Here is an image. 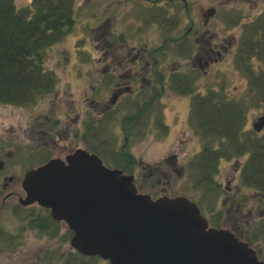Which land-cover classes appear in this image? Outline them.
I'll return each mask as SVG.
<instances>
[{"label":"rangeland","instance_id":"obj_1","mask_svg":"<svg viewBox=\"0 0 264 264\" xmlns=\"http://www.w3.org/2000/svg\"><path fill=\"white\" fill-rule=\"evenodd\" d=\"M14 1L18 7L31 4V0ZM114 1L121 2L120 0ZM223 1L224 3L229 2V0ZM74 2L77 7L76 26L72 25L64 37L43 52L44 68L52 72L57 80L54 89L42 93L29 104L0 103V144L8 145L11 150L13 147L15 149L16 160L6 158L5 165L9 167V173L16 176L17 181H21L25 170L37 162L36 160L42 154L41 151L45 148L50 150L51 147H56L58 149L65 144L68 145L67 150H73L75 147L86 149L97 146L99 155L108 165L113 164L115 155L123 148L136 158L132 173L141 179L136 182V186L138 184L140 189H138L139 192L148 193L154 198L162 193L168 196L186 194L198 202L210 220L220 228L236 231L237 225H234L233 220L235 215L229 218L224 213H220L226 206L225 203L223 204L225 197L222 196L228 197L230 207L232 203L230 198L238 191L240 174L237 172L236 159L223 160L219 164L220 172L217 180H223L225 185L223 188L220 186L221 195L215 201L214 211H210L209 204L215 200V190L209 188L204 192L201 187L195 185L196 171L193 168H185V162L192 158L203 144V139L197 136L195 130L188 124L190 94L170 91L169 83L164 84L162 101L166 110L163 116L168 133L163 137L159 136L161 131L152 132L153 130L147 129L152 126L149 125V121L144 127L141 125L144 129L142 132L140 130L131 136L126 135L122 118L127 114L131 115V111L123 105H117L114 112L110 116L107 115L106 119L95 120L98 122L92 123L91 119L95 117L92 97L109 96L105 78H101L100 70L104 66V54L108 56L110 54V47L106 42L111 31L114 34L117 33L115 31L117 22L111 18L104 24L100 22L102 19L98 22L94 18L95 15L97 17L105 15V8L111 0H74ZM201 3L214 4L198 0L195 6L199 8ZM117 7L119 5L112 2L107 15L116 17ZM134 13L133 9L127 10L124 19L130 18ZM112 50L120 53V46ZM178 61L182 64L179 72L185 71V64L191 65L188 61L184 62L181 57H178ZM95 66L98 68L96 72H94ZM240 77V73L226 67L224 74L212 73L208 77L203 76V72L198 70L191 76L194 78L191 82L192 93L205 95L209 90L215 91L219 88L218 81L220 84L226 81V92L228 91L234 99L246 101L247 124L245 128L247 129L250 120L257 114L254 107L250 106L247 101L248 87ZM106 91L107 94H105ZM46 119H48V127L45 125ZM189 120L191 121V118ZM86 123H92L93 126L86 130L84 127ZM39 125L43 127L40 130H46L52 136L48 146L42 145L46 142V138L42 135L46 136V134L41 135L38 131ZM31 135L35 140H31ZM31 152L36 160L31 157ZM173 154L177 158V168H185L178 173L173 170L171 162L167 161ZM2 158L5 161V157ZM157 167L160 168L158 170L160 172L156 171L158 174L151 178L153 177L152 171ZM229 188H232V191H227ZM245 189L243 192H246V198L252 197L254 191L249 187ZM17 193L22 194L20 187L19 189L17 187ZM256 197L261 206L263 197L260 194ZM33 208L38 209L36 206ZM255 213L253 212L250 216L256 217L257 223L261 225L260 223L264 222V205L257 208ZM16 214L12 212V209L11 211L8 209L0 216L2 228L15 235L10 242L0 241V264H66L67 260H73L74 251L69 245L71 235L65 224L60 223L59 228L52 227L51 230L55 236L51 237L30 227L23 213L17 210ZM253 228H255L254 223L245 231H252ZM255 240L251 242L258 250L263 242ZM86 264L109 263L92 259L86 261Z\"/></svg>","mask_w":264,"mask_h":264},{"label":"flooded vegetation","instance_id":"obj_2","mask_svg":"<svg viewBox=\"0 0 264 264\" xmlns=\"http://www.w3.org/2000/svg\"><path fill=\"white\" fill-rule=\"evenodd\" d=\"M120 1L111 0L105 8V15L103 17L94 16L96 21L99 22L102 19L100 22L104 24L110 21L111 18L117 22L115 26L117 33L114 34L111 31L109 33L110 37L106 42L107 46L110 47V54L109 56L106 53L104 54V66L100 70L102 73L101 78H105L106 90L109 96L92 97L95 109L93 111V115H95L94 120L100 121L106 119L107 115L110 116L114 112V108L117 105H123L131 111V115H125L122 118V122L127 117H134L138 114L139 118L135 119L134 122L138 121L144 126L149 121V125L152 126H147V129L153 130L152 132L160 131L161 126L158 125L160 124V115L162 114L163 116L166 110L162 101L165 88L164 84L166 82L169 83L168 87L170 91H177L176 82L180 78L179 73L187 74L186 77L183 76L187 81L186 83L194 80L191 76L198 70L202 71L205 77H208L212 73L224 74L225 67L240 73V79L248 87L247 91L249 96L247 97V101L250 106L254 107L257 115L250 120V125L247 129L245 128L247 124L245 121L242 131L244 137L246 135L249 137L247 140L249 150L243 152L242 155L238 154L233 157L236 159L235 161L238 164L237 172L240 174L239 186L237 187L238 191L233 193V196L230 198L232 202L230 207L228 206V197L222 196L225 197L223 204L225 203L224 205L226 206L220 213H224L229 218L235 215L233 220L237 228L236 231L231 229L230 231L239 240L246 241L249 247L254 249L257 258L264 262V257L259 256V251L253 247L251 242L253 239H256L255 236L259 226L256 217L250 216L253 212H256L257 208H261L264 205V193L258 191L253 186L243 185L245 180L241 176L243 167L247 161L250 158H256L260 149L264 150V0H229L228 3H224L223 0H203V2H213L214 4L204 5V3H201L199 8L195 6L198 0ZM72 2L69 21L72 25L76 26L77 7L76 2L74 0ZM112 2L119 5L116 8L118 9L116 17L107 15V11L111 9ZM131 9L134 10V15L128 19H124L126 18L125 14L127 10L131 11ZM116 46H120V53L112 50ZM182 56L185 57L182 60L184 62H190L191 65L185 64V71L179 72L182 64L178 61V57ZM96 71H98V68L95 66L94 72ZM160 74H163L162 82ZM174 82L176 86L174 85L173 87L171 83ZM217 85L219 86L215 90L217 93H220L226 99L243 104V100L234 99L229 95L228 91L226 92V81L222 82V84L218 81ZM53 89L54 87L51 88V90ZM107 91L105 94H107ZM188 94H190L188 124L195 130V134L200 137L193 122L189 120L191 115V97L196 93L190 92ZM156 109L158 110L156 111ZM45 125L46 127L49 126L48 119H46ZM40 128L43 127L41 125L38 126V131L41 135L46 134V136L42 135L46 138V142L42 145L48 146L51 143L52 136L49 132L43 129L40 130ZM140 130L142 132L144 129L140 128L135 132L138 133ZM30 137L31 140H35L32 138L33 135ZM205 143L206 141L203 140L201 149L185 162V168H192L191 161L201 152ZM213 145L215 147L218 146L215 143ZM242 146L245 149V144H242ZM96 147L93 146L97 151ZM67 148L68 145L66 144L58 149L56 147H51L50 150L45 148L41 151L42 154L38 160L35 159L33 152H31V157L37 162L27 168L25 172L48 162L52 158L65 160L67 155L76 150V147L73 150H67ZM14 152V147L11 150L8 145L0 144V216L4 211H8V209L10 211L12 209V212H15V215H17L18 210L26 216L27 222L30 224L33 220L32 215H40L42 213L43 218H46V216H49L46 212L49 213L50 210L45 207H41L42 211L41 209L36 210L33 208V205L40 208L36 203L28 206L20 205V199L25 197L21 185L23 177L21 181H17V177L9 173V167L5 165L6 158H12V161L16 160ZM127 152L133 159L135 158L129 151ZM239 156L240 158H237ZM2 157H5V161ZM230 159L222 158L220 162ZM241 159H244V161H241ZM167 161L171 162L173 170L177 173L185 169L177 168L178 162L174 154ZM159 169L157 167L152 171L153 177L151 178H154L158 174L156 171ZM218 176L219 174L217 178ZM217 178H214L215 185L211 186L215 190L216 196L215 200L209 204L210 211L215 210V201L221 195L220 186L223 188V185H225L223 180L218 181ZM134 180L137 182L141 179H139L138 175H134ZM17 187L18 189L20 187L22 194L17 193ZM245 187H249V189L254 191L252 197L249 196V198H246V192H243V189L246 190ZM217 190L218 192H216ZM227 191H232V188H229ZM258 194L263 197L262 201L260 200L261 206L258 204L256 197ZM161 196L168 195L162 193L157 197ZM171 196L175 197L176 194ZM184 196L195 201L186 194ZM196 203L198 204V202ZM198 206L202 214L207 218L209 227L220 228L205 214L202 206L200 204ZM19 221L21 222L23 220ZM56 223L59 228L61 222ZM252 223H254L255 228L252 231H245L251 227ZM211 224L212 226H210ZM1 225L0 223V241L10 242L15 235L2 228Z\"/></svg>","mask_w":264,"mask_h":264},{"label":"water","instance_id":"obj_3","mask_svg":"<svg viewBox=\"0 0 264 264\" xmlns=\"http://www.w3.org/2000/svg\"><path fill=\"white\" fill-rule=\"evenodd\" d=\"M25 197L73 232L70 245L110 264H264L232 232L210 228L184 196L138 193L134 177L77 148L25 172Z\"/></svg>","mask_w":264,"mask_h":264},{"label":"trees","instance_id":"obj_4","mask_svg":"<svg viewBox=\"0 0 264 264\" xmlns=\"http://www.w3.org/2000/svg\"><path fill=\"white\" fill-rule=\"evenodd\" d=\"M72 1L31 0L30 5L18 7L14 0H0V103L29 104L55 87V75L44 68L43 52L70 30ZM178 75L177 91L192 93L191 81L186 83L183 78L187 74ZM162 76L160 74L161 82ZM171 85L174 87L175 82ZM191 99V121L200 137L206 141L201 152L191 161V166L197 172L196 185L205 192L215 185L214 178L219 174L220 159H230L249 150V137H244L242 131L247 106L244 101L242 104L226 99L214 90H209L205 95L193 94ZM137 118L138 114L127 117L122 122L126 135L136 134L135 131L142 128L141 123L134 122ZM91 120L92 123L96 122L93 118ZM159 122V136L163 137L168 128L164 125L162 114ZM92 123H86L85 129L89 130ZM213 143L218 146L215 147ZM242 144H245V149ZM88 149L98 152L93 147ZM115 156L113 166L122 168L125 172L133 171L135 162L126 149H121ZM241 176L245 180L243 185L253 186L264 193V150L260 149L256 158L247 161ZM46 214L49 215L48 212ZM32 219L30 227L51 237L55 236L51 228L58 227L50 216L43 218L41 213L32 215ZM260 224L258 223L255 241L263 242L258 254L264 257V223ZM72 255L73 260H67L66 264H86V261L92 260L76 252Z\"/></svg>","mask_w":264,"mask_h":264}]
</instances>
